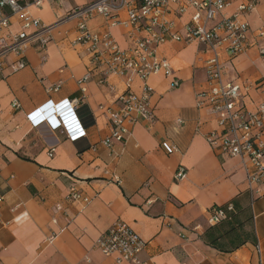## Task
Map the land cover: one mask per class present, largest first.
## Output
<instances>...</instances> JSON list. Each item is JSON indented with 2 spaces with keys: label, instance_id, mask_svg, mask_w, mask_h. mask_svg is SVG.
I'll return each instance as SVG.
<instances>
[{
  "label": "crops",
  "instance_id": "1",
  "mask_svg": "<svg viewBox=\"0 0 264 264\" xmlns=\"http://www.w3.org/2000/svg\"><path fill=\"white\" fill-rule=\"evenodd\" d=\"M86 1L44 0L31 6L34 17L55 24L49 44L42 51L27 48L22 69L11 71V57L0 69V264H115L94 241L118 218L147 241L140 258L148 264H264V195L252 199L241 159L207 142L205 133L217 126L195 105V92L205 81L201 47L175 41L160 46L180 84L170 87V78L162 74L149 77L156 119L133 123L130 137L113 147H122L121 153L111 157L101 142L109 124L99 106L113 101L126 82L138 91L140 80L125 73L108 75L102 83L94 72L78 82L88 55L82 46L70 45L75 21L64 15ZM172 18L180 28L188 15ZM247 20L251 32L264 29V3ZM17 25L12 19V29ZM88 27L110 31L120 47L130 45L126 30L109 28L101 16L90 19ZM259 46L264 40L226 60L225 78L255 82L264 77ZM260 98L251 90L247 109H255ZM66 100L76 102L72 118L84 135L71 140L47 124L33 126L29 115H50V107ZM163 141L175 151L165 152ZM180 166L185 175L175 179ZM71 184L88 201H68ZM215 207L225 209V217L210 224Z\"/></svg>",
  "mask_w": 264,
  "mask_h": 264
},
{
  "label": "built area",
  "instance_id": "2",
  "mask_svg": "<svg viewBox=\"0 0 264 264\" xmlns=\"http://www.w3.org/2000/svg\"><path fill=\"white\" fill-rule=\"evenodd\" d=\"M43 1L0 0V69L9 57L13 59L11 71L22 69L27 48L33 46L42 51L48 46L55 24L46 25L29 11L31 6H40ZM259 3L264 0H87L66 12L64 19L75 21L76 33L70 45L82 46L89 60L79 83L86 82L94 72L101 74L99 82L102 83L108 75L125 73L140 80L138 91L130 89L126 82L122 93L109 104L99 106L108 119L109 131L101 142L108 148L109 156H119L122 147L119 150L113 147L125 143L133 123L155 121L149 77L162 74L170 78V87L180 84L169 60L160 54V46L168 41L197 43L203 55L205 81L195 92V105L207 111L217 126L204 136L219 152L241 159L252 199L264 195V77L255 82L225 78L226 60L245 53L257 40H264V29L251 32L247 20ZM233 4L235 7L231 10ZM185 14L188 19L180 28L176 27L172 15ZM96 16L103 17L109 28H124L130 45L120 47L110 31L90 30L88 21ZM14 18L18 22L16 29H12ZM258 52L264 56V46H259ZM251 90L261 94L253 110L247 109L245 104ZM81 91H85V87H81ZM12 105L18 107L17 102ZM76 109L74 100H66L50 107V115L42 116L37 112L29 118L34 127L47 124L49 129L60 130L67 138L75 140L84 135L82 127L72 118ZM161 146L167 153L175 151V146L166 141L161 142ZM53 151L54 147L48 150ZM184 175V169L177 167L174 178L181 179ZM65 198L71 202L88 201L75 184L69 185ZM226 208L231 210L232 205ZM224 217L225 209L215 207L208 223L215 224ZM146 245L147 241L119 218L94 241V247L104 256L112 257L115 264H148L140 258Z\"/></svg>",
  "mask_w": 264,
  "mask_h": 264
},
{
  "label": "snow or ice",
  "instance_id": "3",
  "mask_svg": "<svg viewBox=\"0 0 264 264\" xmlns=\"http://www.w3.org/2000/svg\"><path fill=\"white\" fill-rule=\"evenodd\" d=\"M64 107V105H61V108H63Z\"/></svg>",
  "mask_w": 264,
  "mask_h": 264
}]
</instances>
